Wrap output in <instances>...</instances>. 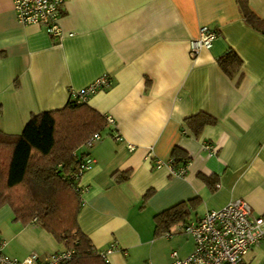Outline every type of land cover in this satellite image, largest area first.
Here are the masks:
<instances>
[{"label": "crops", "instance_id": "0c3cea01", "mask_svg": "<svg viewBox=\"0 0 264 264\" xmlns=\"http://www.w3.org/2000/svg\"><path fill=\"white\" fill-rule=\"evenodd\" d=\"M13 1L0 0L3 133L19 135L32 114L62 108L70 91L100 75L112 79L87 105L114 124L90 148L75 150L93 160L79 179L76 223L95 249L117 247L109 264H170V256L153 257L155 240L166 237L156 234L154 217L179 204L188 215L167 238L236 199L264 215V34L244 23L235 0H68L60 41L38 25L18 24ZM248 6L264 19V0ZM202 26L217 38L192 56L189 42ZM229 49L241 60L231 76L218 65ZM196 114L213 123L194 136L183 122ZM174 147L190 157L183 177L167 165ZM187 237L191 249L177 245L178 258L193 250ZM0 241L16 260L65 250L35 219L14 218L7 204ZM244 264H264V241Z\"/></svg>", "mask_w": 264, "mask_h": 264}, {"label": "trees", "instance_id": "16d2710c", "mask_svg": "<svg viewBox=\"0 0 264 264\" xmlns=\"http://www.w3.org/2000/svg\"><path fill=\"white\" fill-rule=\"evenodd\" d=\"M245 24L264 34V19L250 10L248 0H235ZM241 60L229 49L218 65L229 76ZM205 114L184 120V127L194 136L210 124ZM105 116L87 105L68 98L65 106L54 111L32 114L19 135H7L0 130V206H10L13 216L23 222L35 219V225L45 229L72 251L66 264H109L80 232L76 218L82 207L78 166L86 156L75 150L84 146L94 134L106 127ZM173 168H186L189 155L174 147L169 160ZM188 215L183 205H176L155 215V232L169 234V228L184 222ZM188 224V223H187Z\"/></svg>", "mask_w": 264, "mask_h": 264}, {"label": "built area", "instance_id": "2783aa9c", "mask_svg": "<svg viewBox=\"0 0 264 264\" xmlns=\"http://www.w3.org/2000/svg\"><path fill=\"white\" fill-rule=\"evenodd\" d=\"M68 0H14L13 11L16 22L22 26L38 25L51 37L61 40L63 32L59 17ZM217 38L216 31L202 26L198 36L189 42V53L194 56L202 49H210ZM108 74L100 75L88 85L77 91H70L69 97L79 102H87L97 92L110 88L112 81ZM108 125L114 121L105 117ZM101 139L100 134L91 136L84 147ZM210 146L206 145V148ZM93 160L86 156L78 166L79 176L91 168ZM162 163L155 161V166ZM167 165L172 176L183 177L186 168H173ZM81 193V188H80ZM183 232L192 239L193 250L184 258H178L172 252L170 264H244L248 251L264 241V215H253L250 205L236 199L230 201L218 210L207 211L195 222L183 226ZM166 236H170L166 234ZM4 243L0 241V264H66L72 257V251L65 249L46 256L31 253L22 260L12 259L3 253ZM117 247L111 244L106 250H99L98 254L106 262L107 256Z\"/></svg>", "mask_w": 264, "mask_h": 264}, {"label": "rangeland", "instance_id": "374dc122", "mask_svg": "<svg viewBox=\"0 0 264 264\" xmlns=\"http://www.w3.org/2000/svg\"><path fill=\"white\" fill-rule=\"evenodd\" d=\"M178 229L180 228L175 227L172 229L171 233H173L174 235H172L170 238H167V236H163L155 240L152 251L153 257L156 260L162 262L167 257H169L172 252L178 251L177 245L181 246V249H183V251H189L191 249V241L185 234L175 235ZM146 260L151 263L150 258L147 257Z\"/></svg>", "mask_w": 264, "mask_h": 264}]
</instances>
